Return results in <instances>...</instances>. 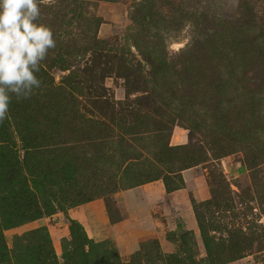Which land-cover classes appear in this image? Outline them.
<instances>
[{"label": "rangeland", "instance_id": "374dc122", "mask_svg": "<svg viewBox=\"0 0 264 264\" xmlns=\"http://www.w3.org/2000/svg\"><path fill=\"white\" fill-rule=\"evenodd\" d=\"M38 22L56 48L0 124V264H264V0H53ZM187 168L192 222L169 196ZM156 180L164 211L122 216Z\"/></svg>", "mask_w": 264, "mask_h": 264}, {"label": "clouds", "instance_id": "9594fccd", "mask_svg": "<svg viewBox=\"0 0 264 264\" xmlns=\"http://www.w3.org/2000/svg\"><path fill=\"white\" fill-rule=\"evenodd\" d=\"M53 0H0V124L13 97L30 99L42 86L41 62L56 48L52 28L41 19V5Z\"/></svg>", "mask_w": 264, "mask_h": 264}, {"label": "crops", "instance_id": "0c3cea01", "mask_svg": "<svg viewBox=\"0 0 264 264\" xmlns=\"http://www.w3.org/2000/svg\"><path fill=\"white\" fill-rule=\"evenodd\" d=\"M181 174L184 180V188L177 192L175 191L169 196L170 200L173 201L171 203H174L175 209L179 210L178 213L183 216H185L184 214L188 216V192H190L197 201H200L209 197V191L204 184L202 173L195 170V168L184 169ZM163 193V184L159 180H156L141 187L118 192V194L115 195V203L119 206L122 216L127 214L132 215L133 218H142L151 214V212L164 211ZM177 193L179 197L178 195L176 197L174 196ZM86 210L87 215L85 212L83 216L81 215V222H86L85 224L87 225L89 236L102 238L113 232L108 226V216L104 208L88 205ZM188 219L189 222H192L189 216Z\"/></svg>", "mask_w": 264, "mask_h": 264}, {"label": "trees", "instance_id": "16d2710c", "mask_svg": "<svg viewBox=\"0 0 264 264\" xmlns=\"http://www.w3.org/2000/svg\"><path fill=\"white\" fill-rule=\"evenodd\" d=\"M70 227L72 228V229H74L75 227H78V223L76 222V221H74V220H70ZM203 234V233H202ZM204 245H205V248H206V251L209 253V248H208V245H207V241H206V239H205V237H204Z\"/></svg>", "mask_w": 264, "mask_h": 264}]
</instances>
